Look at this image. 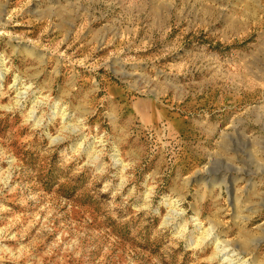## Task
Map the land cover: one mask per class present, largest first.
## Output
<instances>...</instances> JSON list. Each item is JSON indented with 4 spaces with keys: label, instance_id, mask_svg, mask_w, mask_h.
<instances>
[{
    "label": "rangeland",
    "instance_id": "374dc122",
    "mask_svg": "<svg viewBox=\"0 0 264 264\" xmlns=\"http://www.w3.org/2000/svg\"><path fill=\"white\" fill-rule=\"evenodd\" d=\"M0 264H264V0H0Z\"/></svg>",
    "mask_w": 264,
    "mask_h": 264
},
{
    "label": "crops",
    "instance_id": "0c3cea01",
    "mask_svg": "<svg viewBox=\"0 0 264 264\" xmlns=\"http://www.w3.org/2000/svg\"><path fill=\"white\" fill-rule=\"evenodd\" d=\"M153 104H154V103H153ZM153 114H154V112H153ZM153 114H152V116H153ZM149 115H150V113H149V114H147V116H148V117H150ZM153 117H154V116H153ZM153 117H152V118H153Z\"/></svg>",
    "mask_w": 264,
    "mask_h": 264
}]
</instances>
